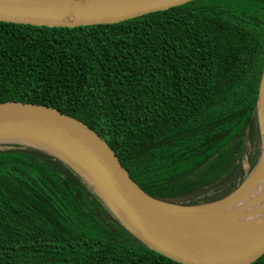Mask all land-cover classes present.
<instances>
[{
    "label": "trees",
    "instance_id": "16d2710c",
    "mask_svg": "<svg viewBox=\"0 0 264 264\" xmlns=\"http://www.w3.org/2000/svg\"><path fill=\"white\" fill-rule=\"evenodd\" d=\"M263 69L264 0L78 28L0 21V103L84 122L146 193L180 206L227 198L258 165ZM0 264L180 263L138 240L63 159L0 141Z\"/></svg>",
    "mask_w": 264,
    "mask_h": 264
},
{
    "label": "water",
    "instance_id": "95a60500",
    "mask_svg": "<svg viewBox=\"0 0 264 264\" xmlns=\"http://www.w3.org/2000/svg\"><path fill=\"white\" fill-rule=\"evenodd\" d=\"M193 1L0 0V21L49 28L113 25ZM257 121L261 153L256 168L264 160V69ZM0 129L16 131L11 137L0 136L1 142L37 145L67 162L138 240L175 262L255 264L264 257V216L250 212L237 224H222L204 220L193 210L207 205L180 206L150 196L109 144L80 120L45 105L5 102L0 103Z\"/></svg>",
    "mask_w": 264,
    "mask_h": 264
},
{
    "label": "bare ground",
    "instance_id": "6f19581e",
    "mask_svg": "<svg viewBox=\"0 0 264 264\" xmlns=\"http://www.w3.org/2000/svg\"><path fill=\"white\" fill-rule=\"evenodd\" d=\"M14 135H16L15 130L0 129V136L11 137ZM41 143L49 146L48 143ZM193 210L204 220L222 224H237L243 220L241 218L247 217L250 212L264 216V160L251 173L245 184L232 196L222 202Z\"/></svg>",
    "mask_w": 264,
    "mask_h": 264
}]
</instances>
